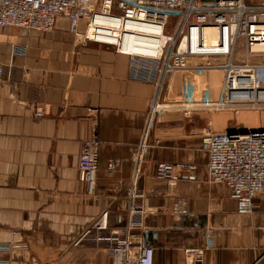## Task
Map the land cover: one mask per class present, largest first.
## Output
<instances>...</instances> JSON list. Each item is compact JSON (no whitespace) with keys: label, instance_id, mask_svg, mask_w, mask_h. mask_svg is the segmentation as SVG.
<instances>
[{"label":"crops","instance_id":"0c3cea01","mask_svg":"<svg viewBox=\"0 0 264 264\" xmlns=\"http://www.w3.org/2000/svg\"><path fill=\"white\" fill-rule=\"evenodd\" d=\"M0 63V242L14 245L9 264H113L93 225L102 211L111 226L126 222L154 82L130 76L125 54L74 38L63 16L50 31L0 27ZM230 126L264 127V111L172 110L153 129L159 143L136 178L153 210L141 233L153 264H188L186 248L198 245L203 264H264V187L252 212L239 213L230 188L207 176L201 135ZM88 138L99 142L93 195L77 171ZM161 162L174 165V183L157 177ZM178 199L185 212L172 211Z\"/></svg>","mask_w":264,"mask_h":264},{"label":"built area","instance_id":"2783aa9c","mask_svg":"<svg viewBox=\"0 0 264 264\" xmlns=\"http://www.w3.org/2000/svg\"><path fill=\"white\" fill-rule=\"evenodd\" d=\"M59 16L68 20L74 38L125 54L130 76L154 82L135 152L128 218L111 226L102 211L93 225L98 238L109 243L113 264H153V249L141 234L153 210L136 183L146 155L159 143L150 140L151 133L164 113L176 109L264 111V0H0V27L50 31ZM3 74L0 63V80ZM200 146L208 155V178L230 188L239 213H251L264 187V127L247 133L205 131ZM98 154L96 138L82 141L78 179L90 195L96 190ZM173 169L161 162L156 175L174 183ZM172 211L185 212V200L174 201ZM13 246L0 242V264H9L6 255ZM205 251L199 245L186 248L188 264H203Z\"/></svg>","mask_w":264,"mask_h":264},{"label":"rangeland","instance_id":"374dc122","mask_svg":"<svg viewBox=\"0 0 264 264\" xmlns=\"http://www.w3.org/2000/svg\"><path fill=\"white\" fill-rule=\"evenodd\" d=\"M176 79H177V82H176V89H175V92L173 93L174 95H178L179 93H178V91H179V81H180V78H179V75L178 76H176ZM196 79V78H195ZM200 81L202 82V79L201 80H199V84H201L200 83ZM176 111H187V110H178V109H176ZM196 111H205V112H213V113H227V112H233V113H238L239 111H248V110H246V109H240V110H223V111H214V110H193V112H196ZM249 111H254V110H249ZM37 112H40L41 114H38ZM255 112H261V111H255ZM35 114L37 115V116H41L42 115V112L39 110V111H35ZM258 127H256L255 129H257ZM259 128H262V127H259ZM210 131H213V132H223V131H225V130H210ZM205 132V131H204ZM203 132V133H204ZM202 133V134H203ZM202 136V135H201ZM88 139H91V138H88ZM85 140H87V139H85ZM81 146H82V142H81ZM202 149V148H201ZM208 164V163H207ZM128 218V210H127V213H126V219Z\"/></svg>","mask_w":264,"mask_h":264},{"label":"water","instance_id":"95a60500","mask_svg":"<svg viewBox=\"0 0 264 264\" xmlns=\"http://www.w3.org/2000/svg\"><path fill=\"white\" fill-rule=\"evenodd\" d=\"M254 131L255 130V128H244V127H241V126H236V127H234V126H230V127H228L227 129H226V131L228 132V133H234V132H237V131H239L240 133H247L248 131Z\"/></svg>","mask_w":264,"mask_h":264}]
</instances>
